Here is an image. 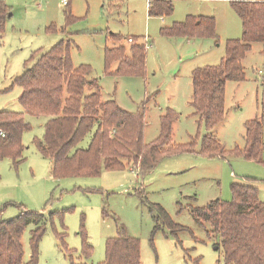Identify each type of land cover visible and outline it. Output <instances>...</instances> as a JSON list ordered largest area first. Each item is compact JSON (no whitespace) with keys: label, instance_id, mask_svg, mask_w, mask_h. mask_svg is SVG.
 <instances>
[{"label":"rangeland","instance_id":"1","mask_svg":"<svg viewBox=\"0 0 264 264\" xmlns=\"http://www.w3.org/2000/svg\"><path fill=\"white\" fill-rule=\"evenodd\" d=\"M232 1L236 0H172L173 12L163 16L149 15L148 0H70L68 7L61 0L6 2L11 16L0 36V111L24 113L19 103L22 89L13 86L15 78L38 50L46 51L69 36L75 43L72 61L76 66H91V77L99 79L104 100L114 99L121 108L137 112L149 99L146 143L158 137L160 117L168 109L178 114L173 142H194V152L165 157L145 175L125 168L104 170L98 176L55 177L52 162L35 144L44 136L47 119L25 114L31 129L23 134V160L18 168L9 157L0 161V211L4 219L18 215L20 205L54 214L39 246L40 264H71L72 260L104 264L107 239L117 234L115 218L130 236L140 240L141 264H226L222 250L207 234L210 224H198L190 208L216 199L232 200L235 183L257 187L264 201V151L261 162L233 153L245 146V123L264 112V43H254L244 59L246 80L227 83L226 117L210 132L228 151L224 157L201 153L208 131L191 102L195 70L219 65L227 41L243 36L242 20ZM189 15H213L216 36L163 33ZM50 25L57 30L48 31ZM112 34L124 39L116 41ZM129 38L147 45L145 75H117V63L107 67L106 49L129 47ZM94 132L79 147L86 148ZM152 204L161 205L186 230L174 234L163 225L156 230ZM33 227L28 226L23 234L26 260L32 253ZM85 236L94 249L91 257L83 253Z\"/></svg>","mask_w":264,"mask_h":264},{"label":"trees","instance_id":"2","mask_svg":"<svg viewBox=\"0 0 264 264\" xmlns=\"http://www.w3.org/2000/svg\"><path fill=\"white\" fill-rule=\"evenodd\" d=\"M231 4L242 20L243 36L227 41L226 55L219 65L199 68L193 74L191 104L194 114L208 131L201 153L210 156L228 154L220 140L210 133L226 117L227 83L246 80L244 59L254 43H264V0H236ZM148 6L151 16L168 15L174 10L172 0H155ZM67 13L72 21L71 11ZM10 16L9 5L0 0V36ZM47 29L56 31L57 27L50 25ZM163 33L169 36H216V18L189 15L185 21L163 29ZM112 38L116 41L124 39L114 34ZM133 42L129 47L120 45L106 49L107 67L110 69L117 63L115 74L145 75L147 45L137 39ZM74 46L73 39L68 36L46 51L38 50L26 62L25 71L15 78L13 86L22 89L19 103L24 113L0 111V161L9 157L18 168L23 160V134L31 129L25 114L47 119L44 136L36 139L35 144L41 155L52 162L51 173L55 177L98 176L104 170L125 168L145 175L165 157L194 152L193 140L187 144L173 142V124L178 114L171 109L160 117L158 137L146 143L145 110L149 99L137 112L121 108L114 99L104 100L99 79L91 77V66H76L72 61ZM263 126L264 112L260 118L248 120L245 146L238 147L233 153L261 162ZM93 129L95 132L89 145L79 147ZM232 193L230 201L216 199L203 207L191 206V214L198 224H210L207 234L222 250L226 264H264V201L260 199L257 187L252 185L235 183ZM19 209V214L10 219H4L3 211H0V264H40L39 246L54 214L48 216L44 211L29 210L22 205ZM150 209L155 213L156 230L162 225L174 234L186 230L174 222L161 205L152 204ZM104 214L108 215L106 211ZM115 221L117 234L107 239L104 264H141L140 240L130 236L117 218ZM30 225L34 226L30 234L32 253L26 260L23 234ZM93 251L85 236L84 255L91 257ZM71 264L86 263L72 260Z\"/></svg>","mask_w":264,"mask_h":264},{"label":"crops","instance_id":"3","mask_svg":"<svg viewBox=\"0 0 264 264\" xmlns=\"http://www.w3.org/2000/svg\"><path fill=\"white\" fill-rule=\"evenodd\" d=\"M5 1V0H4ZM7 1H9V0H6L5 2H7ZM200 1H202V2H204V1H206V0H200ZM214 3H220V2H222V3H226V2H228V1H230V0H212ZM243 1H254V0H243ZM8 3V2H7ZM207 16H213V15H207ZM230 39H233V38H230ZM250 52V51H249ZM248 52V53H249ZM247 53V54H248ZM247 56V55H246Z\"/></svg>","mask_w":264,"mask_h":264},{"label":"built area","instance_id":"4","mask_svg":"<svg viewBox=\"0 0 264 264\" xmlns=\"http://www.w3.org/2000/svg\"><path fill=\"white\" fill-rule=\"evenodd\" d=\"M69 1H70V0H61V3H62V5L66 6V5H68ZM150 3H151V0H148V5H149ZM128 40H129L130 42H133V39H132V38H129ZM147 40H148V39H146V42H147Z\"/></svg>","mask_w":264,"mask_h":264}]
</instances>
